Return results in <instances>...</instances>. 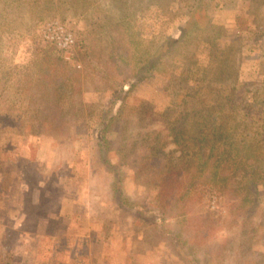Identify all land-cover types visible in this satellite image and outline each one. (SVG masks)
<instances>
[{
  "label": "rangeland",
  "instance_id": "374dc122",
  "mask_svg": "<svg viewBox=\"0 0 264 264\" xmlns=\"http://www.w3.org/2000/svg\"><path fill=\"white\" fill-rule=\"evenodd\" d=\"M186 1L205 6L211 21H198L183 44L180 17L164 15L148 0H0V264H188L154 223L102 200L109 175L95 151L100 122L118 110L108 128V156L121 166L125 194L156 208L159 179L166 164L169 171L180 166L179 151L167 137L156 154L144 134L171 133L177 116L185 115L180 126L197 116L183 111L188 89L182 76H170L187 66L176 65L180 58L212 69L211 51L232 49L238 80L264 90V0ZM49 21L72 33L69 58L43 39ZM157 37L164 53L153 76L122 103L125 77ZM67 71L69 79L76 75L72 85L55 92L49 79L67 80ZM202 181L196 182L201 195L181 202L179 215L169 220L191 233L208 264H264V195L243 219L230 205L235 199Z\"/></svg>",
  "mask_w": 264,
  "mask_h": 264
},
{
  "label": "trees",
  "instance_id": "16d2710c",
  "mask_svg": "<svg viewBox=\"0 0 264 264\" xmlns=\"http://www.w3.org/2000/svg\"><path fill=\"white\" fill-rule=\"evenodd\" d=\"M148 1V6L156 5L158 8H163L164 15H169L174 11L173 15L180 17L178 24L180 33L177 40L183 44H186L194 33L193 27L198 21L204 23L211 21L207 8L202 4L192 6L186 0ZM173 4L176 5L172 6ZM152 39L153 37L149 40ZM153 44L151 48L144 47L138 62L131 66L130 73L125 77L128 88L120 94L122 103L127 94L138 84L153 76L154 64L161 59L164 53L158 37L157 42ZM234 56L232 49L212 50L211 57L214 58L212 69L209 66L210 63L201 64L199 61H190L182 57L176 65L180 68L185 62L187 66L170 74L172 77L176 73L179 77L182 76L181 80L185 82V87L188 89L183 98V111L191 109L190 111H195L194 114L197 116L186 126L178 124L185 115L177 116L174 118L171 133L152 130L144 134L147 146L156 154L161 152V147L164 146L167 137L179 151L177 158L180 166L176 170L175 166H172L175 171L171 170V172L169 171L170 166L166 164L162 179H159L157 197L159 207L150 208L144 200L140 201L139 197H129L125 194L121 166L108 156L112 151L108 128L117 117L118 110L109 112L99 124V134L95 143L96 158L109 175L106 180H102V200L105 202L111 200L120 208L134 210L137 217L154 223L157 228L159 227L160 234L174 239L175 245L184 252L186 256L184 259L188 264L192 261L194 264H208V257L203 253L200 245L192 243L191 233L182 230L176 218L173 220L169 218L179 215L181 202L186 205L201 195L197 191L198 179H204L199 184L204 188H219L224 195L229 194L232 199H235L236 202L230 205L241 209L243 219L249 218L252 208L255 209L258 195H264V90L253 91L246 86L248 82L238 80L240 64L238 59L237 62L234 60ZM71 73L72 71L63 73L62 78L67 80H59L61 76L49 79L56 86L55 92L56 90L59 92L62 90L63 93L68 92L67 88L72 85L70 80H74L76 76L69 79L70 76L67 75ZM229 75H231V80L229 84H226L223 80ZM244 85L247 90L243 89ZM189 92L194 96H191ZM188 96L193 97L197 108L193 105H186ZM254 105H258L257 111L252 109ZM186 114L188 115L189 112ZM230 119L232 122L229 121ZM237 142L243 144L241 149L234 148ZM96 194L101 196L97 191ZM156 210L161 215L158 222L156 221ZM194 235H196L195 232Z\"/></svg>",
  "mask_w": 264,
  "mask_h": 264
},
{
  "label": "built area",
  "instance_id": "2783aa9c",
  "mask_svg": "<svg viewBox=\"0 0 264 264\" xmlns=\"http://www.w3.org/2000/svg\"><path fill=\"white\" fill-rule=\"evenodd\" d=\"M41 32L44 40L54 42L62 50L65 58H69L74 44V38L70 31L57 21H49L44 25Z\"/></svg>",
  "mask_w": 264,
  "mask_h": 264
}]
</instances>
